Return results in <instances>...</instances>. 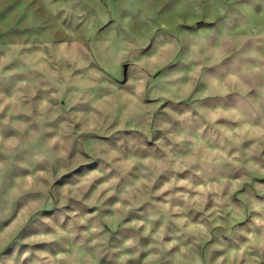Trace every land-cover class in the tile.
<instances>
[{
  "label": "clouds",
  "instance_id": "9594fccd",
  "mask_svg": "<svg viewBox=\"0 0 264 264\" xmlns=\"http://www.w3.org/2000/svg\"><path fill=\"white\" fill-rule=\"evenodd\" d=\"M25 8L0 26V264H264V0Z\"/></svg>",
  "mask_w": 264,
  "mask_h": 264
},
{
  "label": "rangeland",
  "instance_id": "374dc122",
  "mask_svg": "<svg viewBox=\"0 0 264 264\" xmlns=\"http://www.w3.org/2000/svg\"><path fill=\"white\" fill-rule=\"evenodd\" d=\"M25 6H27V9L39 11L38 0H0V26H6L12 22H14L15 25H24L28 16ZM9 33L12 35L22 34L16 27L9 28ZM23 34L30 35L31 33L25 28ZM3 35L5 34L0 33V37ZM14 252L15 250L9 245L0 251V257L10 259Z\"/></svg>",
  "mask_w": 264,
  "mask_h": 264
}]
</instances>
